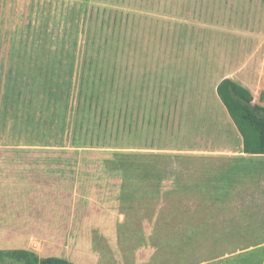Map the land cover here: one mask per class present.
<instances>
[{
  "label": "rangeland",
  "instance_id": "rangeland-1",
  "mask_svg": "<svg viewBox=\"0 0 264 264\" xmlns=\"http://www.w3.org/2000/svg\"><path fill=\"white\" fill-rule=\"evenodd\" d=\"M256 56L264 0H0V251L264 264L215 87Z\"/></svg>",
  "mask_w": 264,
  "mask_h": 264
},
{
  "label": "trees",
  "instance_id": "trees-1",
  "mask_svg": "<svg viewBox=\"0 0 264 264\" xmlns=\"http://www.w3.org/2000/svg\"><path fill=\"white\" fill-rule=\"evenodd\" d=\"M217 93L243 138V153L264 155V108L255 104L252 92L225 79L217 86ZM8 260L19 264H71L58 257L40 259L27 250L0 251V262Z\"/></svg>",
  "mask_w": 264,
  "mask_h": 264
},
{
  "label": "crops",
  "instance_id": "crops-1",
  "mask_svg": "<svg viewBox=\"0 0 264 264\" xmlns=\"http://www.w3.org/2000/svg\"><path fill=\"white\" fill-rule=\"evenodd\" d=\"M248 64V65H247ZM235 77L227 76L220 80L217 86L225 79H231L234 82L250 90L254 96V102L258 105V101H262L264 105V58L253 57L251 63H245ZM217 86L216 93H217ZM218 94V93H217ZM219 96V95H218ZM264 108V106H262ZM241 156L250 157L243 153V143L240 147ZM258 161L257 167L251 168V175L253 182L251 185L244 189L246 195L244 199L253 201L255 207L264 206V155H255Z\"/></svg>",
  "mask_w": 264,
  "mask_h": 264
}]
</instances>
